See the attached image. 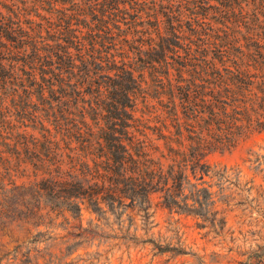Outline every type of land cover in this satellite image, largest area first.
<instances>
[{"label":"trees","instance_id":"trees-1","mask_svg":"<svg viewBox=\"0 0 264 264\" xmlns=\"http://www.w3.org/2000/svg\"><path fill=\"white\" fill-rule=\"evenodd\" d=\"M261 131L264 0H0V180L50 210L214 220L206 154Z\"/></svg>","mask_w":264,"mask_h":264},{"label":"rangeland","instance_id":"rangeland-1","mask_svg":"<svg viewBox=\"0 0 264 264\" xmlns=\"http://www.w3.org/2000/svg\"><path fill=\"white\" fill-rule=\"evenodd\" d=\"M204 159L198 181L212 192L214 220L156 198L146 220L135 210L98 214L85 202L74 216L0 180L9 187L0 186V264H264V131ZM11 178L29 184L35 176Z\"/></svg>","mask_w":264,"mask_h":264}]
</instances>
